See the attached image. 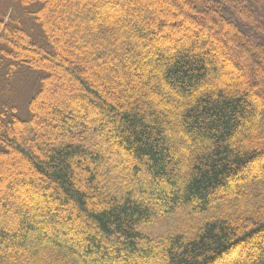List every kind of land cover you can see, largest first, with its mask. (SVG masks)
Masks as SVG:
<instances>
[{
    "label": "trees",
    "instance_id": "trees-1",
    "mask_svg": "<svg viewBox=\"0 0 264 264\" xmlns=\"http://www.w3.org/2000/svg\"><path fill=\"white\" fill-rule=\"evenodd\" d=\"M125 1L0 8V264H264L261 4Z\"/></svg>",
    "mask_w": 264,
    "mask_h": 264
},
{
    "label": "rangeland",
    "instance_id": "rangeland-1",
    "mask_svg": "<svg viewBox=\"0 0 264 264\" xmlns=\"http://www.w3.org/2000/svg\"><path fill=\"white\" fill-rule=\"evenodd\" d=\"M127 1V0H126ZM125 1V2H126ZM144 1L146 2V0H139V2H140V4H144ZM161 1H163V2H165L166 0H161ZM251 1V0H250ZM256 1H258L261 5L259 6V8H258V10H259V12L260 13H262V14H264V0H256ZM148 2V4H149V1H147ZM127 3V5H130V3H128V2H126ZM9 7V3H8V0H0V8H3L4 10L6 9V8H8ZM180 7V6H179ZM53 8H55V7H53ZM48 12H49V14L51 15V17L54 19V21H55V23H56V17H55V10H51V6L49 5V7H48ZM175 13V12H174ZM116 14L117 13H113V15L114 16H116ZM194 15V14H193ZM57 16V15H56ZM177 17V16H176ZM58 23H56L58 26H57V28H59L61 31H62V33H63V30L65 31V29H64V27H63V25H61V23H59V19H58V21H57ZM189 26V28H191V29H193V28H196V26L195 25H193L192 23H189L188 24ZM188 27H186L187 29H188ZM214 38V37H213ZM214 41L218 44V43H221V42H219V41H217L216 40V38H214ZM233 51V50H232ZM221 55L219 56L220 57V59H221V62L222 63H224V64H229V60L230 59H228L229 57H227L225 54H224V52H222L221 51V53H220ZM239 60V63L242 65V66H244L245 67V65H247V64H245V60L243 59V60H241V59H238ZM134 74H137L138 75V73H134ZM131 75H133V74H131ZM96 76H98V75H96ZM55 77H56V74H55ZM99 77V76H98ZM130 79H132V78H130ZM54 94V93H53ZM55 95V94H54ZM51 97H54L52 94H51ZM131 97H133L132 95H131ZM55 98V97H54ZM53 100H55V99H53ZM57 100L58 101H60L61 99H60V97H58L57 98ZM41 118V117H40ZM190 143H188V142H186V141H184V140H176V146L174 147V149L172 148V153H173V160L175 161H177V160H179V162H182V163H180L181 165H179L176 169H175V171H174V173H175V175L176 176H185V174H186V167H184L185 165H184V161L186 162V163H189L190 161H191V159H190V154H189V152H187L188 151V149H184L186 146H188ZM186 150V151H185ZM185 152H186V154H185ZM131 163H133V162H131ZM255 166V164L254 165H249L248 166V168L250 169V168H253ZM13 170V169H12ZM5 172V171H4ZM22 172V171H21ZM4 178H6L5 176H3ZM9 177H11L12 178V175L10 174V176H8V178ZM144 178H146L147 180L148 179H150V177H149V175H145L144 176ZM10 188H6V190H9ZM226 190V189H225ZM225 190H223V191H225ZM0 192H1V189H0ZM217 193H221V191H219V190H217ZM18 195L19 194V191L18 190H15V191H12V193H11V195ZM19 196H20V194H19ZM18 198V197H17ZM0 200H2V199H0ZM17 201H19L20 203H23V206L25 207V209L27 210L26 211V213H27V216L28 217H32L34 214L35 215H37L39 212H38V210H37V208L39 207L38 205H35V204H33V203H31L30 201H27L24 197H19L18 199H17ZM147 203H149V204H151L152 206H154V208H159V207H161L160 206V204H159V202H157V201H155V199H154V197H152L150 194H148V196H147ZM46 206H48V208L50 209V205L51 204H48V203H46L45 204ZM39 209V208H38ZM52 209H55V205H51V210ZM37 213V214H36ZM162 212L161 211H158V214H161ZM171 222H170V225H172L173 227H172V229L173 228H176L177 227V223H182V222H184V221H182L181 220V218H179V216H176V217H174V218H172L171 220H170ZM1 227H6V226H4V225H0ZM157 227L155 228V230L157 231V232H162L164 229H163V227H161V226H163L162 224H158V225H156ZM62 230L64 231V234L65 235H67V237H69V241L70 242H74V241H76L77 239L78 240H80V244H81V249H84V245H83V241H82V233H83V230H81L80 228H76V229H70V228H62ZM23 233V232H22ZM21 233V234H22ZM59 234V232H57L56 230H49V232L48 231H43V234H42V236H38V239H36V241L34 240V238H35V236L36 235H34V234H30L29 235V237H32V236H34L33 238H31L32 240H30L29 242H28V245L29 244H32L33 245V243L35 242V244L39 241V240H41V239H44V238H58L57 237V235ZM60 235V234H59ZM73 236H75V238L73 237ZM62 236H60L59 238H58V240L61 242V243H65L64 242V239H62L61 238ZM30 246V245H29ZM244 249V248H243ZM247 251H249V253H253L254 254V252H255V250H251V248L250 247H247V249H246ZM125 251H123V255H124V257H127V255H125V253H124ZM158 257H159V260L161 261V262H164V256L161 254V253H159L158 254ZM234 258V257H233ZM127 259H129V258H127ZM114 264V263H113ZM117 264H123V263H117ZM129 264H146V263H135V260L134 259H131V261H130V263ZM152 264H160L159 262H153Z\"/></svg>",
    "mask_w": 264,
    "mask_h": 264
}]
</instances>
